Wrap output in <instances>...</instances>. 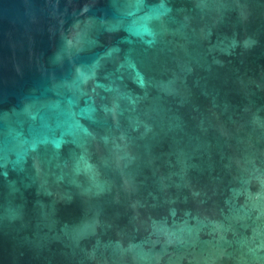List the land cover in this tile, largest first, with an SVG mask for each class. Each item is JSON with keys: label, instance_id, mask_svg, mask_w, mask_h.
I'll return each instance as SVG.
<instances>
[{"label": "water", "instance_id": "obj_1", "mask_svg": "<svg viewBox=\"0 0 264 264\" xmlns=\"http://www.w3.org/2000/svg\"><path fill=\"white\" fill-rule=\"evenodd\" d=\"M0 264H264V0H0Z\"/></svg>", "mask_w": 264, "mask_h": 264}]
</instances>
